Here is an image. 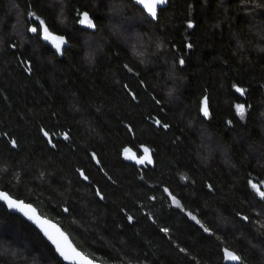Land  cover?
<instances>
[{"label": "trees", "instance_id": "16d2710c", "mask_svg": "<svg viewBox=\"0 0 264 264\" xmlns=\"http://www.w3.org/2000/svg\"><path fill=\"white\" fill-rule=\"evenodd\" d=\"M36 17L66 36L63 56L28 30ZM145 147L151 163L124 158ZM250 181L264 182V0H168L156 20L132 0H0V190L84 254L264 264ZM0 264L64 263L0 201Z\"/></svg>", "mask_w": 264, "mask_h": 264}, {"label": "snow or ice", "instance_id": "6c2138e0", "mask_svg": "<svg viewBox=\"0 0 264 264\" xmlns=\"http://www.w3.org/2000/svg\"><path fill=\"white\" fill-rule=\"evenodd\" d=\"M140 3L144 5V7L147 9V11L155 17L157 6L164 3V0H140ZM30 15H34L30 13ZM36 19L39 22L38 27H31L28 30L33 33H37L38 31L42 32L43 38L47 41H49L52 46L56 49L57 52H60L62 47L65 45V39L63 36L54 35L50 30L49 27L46 25L45 21L42 19H39V17H36ZM81 24H86L89 27H93L92 20L89 18L88 13H82L81 18L79 21ZM189 27H191V24H189ZM190 47V45H189ZM180 63L183 64V59L180 60ZM237 91L243 93V89L237 88ZM237 113L241 116L244 115L246 109L243 104L236 105ZM201 111L204 113V115L208 114V104H207V98H205L202 101V107ZM157 124L160 123V121H156ZM167 127V125H165ZM46 136L48 135L47 132L44 133ZM13 144H15V141H11ZM125 154L129 152L128 149H125ZM144 155L140 157L137 160V163L143 164L145 162L151 163V156L149 149L145 147L143 149ZM95 158V156L93 157ZM132 159H136L135 156L129 157ZM81 175L84 176V173L81 172ZM87 179V177H84ZM252 189L261 197L264 198V191L261 190V187L264 186V182H260V184L249 182ZM167 191V189H165ZM97 195H100L98 192ZM174 204H179V202L176 200L175 196L172 197ZM0 201L6 202L9 208H19L21 211H24V215L27 216L30 220H33L44 232L45 236L52 242L53 245H55L57 253L65 260V261H72L73 264H96V260L89 259L88 257L84 256L81 252L77 251L76 248L72 247V245L68 242L67 236L64 235L63 232H61L58 228H56L55 225H51L47 220L41 219L39 216L36 215L35 210L31 208L30 205H24L23 202L17 201L12 199L11 195L6 192L0 191ZM27 209V210H25ZM67 211V209H65ZM191 216V213H189ZM131 220V217H129ZM192 219L195 220L196 217L192 216ZM245 219H248L245 217ZM199 223V221H197ZM164 231H167V229H164ZM205 232H208V228H204ZM225 259L232 262H240L242 264L243 258L236 254L233 251H230L228 249L224 250Z\"/></svg>", "mask_w": 264, "mask_h": 264}, {"label": "water", "instance_id": "95a60500", "mask_svg": "<svg viewBox=\"0 0 264 264\" xmlns=\"http://www.w3.org/2000/svg\"><path fill=\"white\" fill-rule=\"evenodd\" d=\"M133 3L138 6L141 10H143L145 12V14L152 20H156L157 19V16H158V12L160 9H163L167 6L168 4V0H164V3L160 4L157 6V11H156V15L155 17H153L148 11L147 9L144 7V5L142 3H140V0H132ZM51 31V30H50ZM52 32V31H51ZM54 35H58V36H63L64 39H65V45L62 47L61 51L60 52H57L56 49L52 46V44L45 40L43 38V34L42 32H40V39L41 41L46 45L48 46L57 56L61 57L63 56V53H64V50H65V47L67 45V38L64 34H58V33H54L52 32ZM2 192H6L4 190H0ZM7 193V192H6ZM12 199L14 200H17V201H21L23 202L24 205H30L32 209L35 210V213L37 216H39L41 219L43 220H47L51 225H55L56 228H58L61 232L64 233L65 236H67L68 238V242L72 245V247L76 248L77 251L81 252L84 256L88 257L89 259H93V258H90L89 256H87L86 254H84L80 249H78L75 244L72 242V240L70 239V237L67 235L66 232H64L62 230V228L55 222L53 221L52 219L50 218H47L43 215L40 214V212L38 211V209L31 203L29 202H25L24 200L22 199H19V198H16V197H13L11 196ZM2 202V201H1ZM2 204L5 206V208L7 209V211L11 214H15L17 216H20L21 218H23L26 222H28L30 225H32L40 234L41 236L51 245V247L53 248V250L55 251L56 255L60 258V260L64 263V264H73L72 261H65L60 255L59 253H57L56 251V248H55V245L52 244V242L47 238V236H45L44 232L41 230V228L33 221V220H30L27 216L24 215V211H21L19 208H9L7 203L6 202H2ZM27 210V209H25ZM96 260V259H94ZM96 264H101L98 260H96Z\"/></svg>", "mask_w": 264, "mask_h": 264}, {"label": "rangeland", "instance_id": "374dc122", "mask_svg": "<svg viewBox=\"0 0 264 264\" xmlns=\"http://www.w3.org/2000/svg\"><path fill=\"white\" fill-rule=\"evenodd\" d=\"M113 16H119L117 13H114L113 12V15L111 14V17L110 18H113ZM121 19H119L118 18V25H120L121 27L122 26H124V25H128L129 23H127V20H125V18L124 17H120ZM84 26H88V25H86V24H83ZM16 26H17V28H18V23H16ZM89 27V26H88ZM135 36L134 35H131V36H129L128 37V41H130V42H132V40H133V38H134ZM145 38V37H144ZM129 150V152L127 153V155L125 154V151H124V153H123V155H124V158L125 159H127V160H130V161H134V162H137V160L140 158V157H142L143 155H144V153H143V155L142 156H140V157H137L136 156V154L132 151V150H130V149H128ZM132 156H135L136 157V159H132V158H129V157H132Z\"/></svg>", "mask_w": 264, "mask_h": 264}]
</instances>
